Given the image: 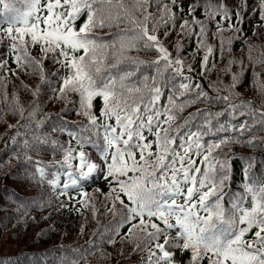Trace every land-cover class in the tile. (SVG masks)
I'll use <instances>...</instances> for the list:
<instances>
[{"label": "snow or ice", "instance_id": "6c2138e0", "mask_svg": "<svg viewBox=\"0 0 264 264\" xmlns=\"http://www.w3.org/2000/svg\"><path fill=\"white\" fill-rule=\"evenodd\" d=\"M250 19L264 27V0H0V112L25 121L7 125L16 131L0 168L15 160L19 171L6 178L40 188H5L0 201L25 227L53 203L96 225L82 245L54 244L34 264L110 259L104 246L118 242L137 255L133 264H264V136L255 135L264 132V45L245 35ZM113 24L124 27L111 39L94 31ZM172 33L183 35L170 48ZM234 41H243L241 58L231 56ZM217 55L229 82L205 87ZM249 68L259 105L236 91ZM11 77L33 97L27 110L6 90ZM42 96L64 107L41 115ZM231 145L259 148L261 158Z\"/></svg>", "mask_w": 264, "mask_h": 264}, {"label": "trees", "instance_id": "16d2710c", "mask_svg": "<svg viewBox=\"0 0 264 264\" xmlns=\"http://www.w3.org/2000/svg\"><path fill=\"white\" fill-rule=\"evenodd\" d=\"M194 2V0H182V3L186 7L187 4ZM251 3V0H249ZM199 16V13H197ZM255 27V34H253L252 27ZM124 25H116L113 24L111 27L105 26L102 28H96L94 31L97 35L101 37H106L107 39H111L112 37L108 35L109 33L116 32L118 28H123ZM245 35L248 40L258 44L264 45V27L258 26V19H250L249 22L244 24ZM182 33H172L169 36V47L171 48V43L176 40L181 39ZM209 43H213L212 37L209 35L208 38ZM243 41H234L233 47L231 51V56L236 58H241L244 53L241 50V45ZM185 48L190 51L191 47L195 46V38L193 37L191 40L184 41ZM133 55H138L143 59H150L154 55V53L139 51L133 52ZM186 54V53H182ZM198 60V58H197ZM225 61L220 60L219 56H216L215 67L208 73H206L207 80L202 79L201 82L207 87L208 80H216L219 76L223 82L226 84L229 82L230 77L222 73L220 70L224 66ZM247 63V61H245ZM259 67L257 66V70L259 71ZM233 71H236V66H233ZM262 79H264V73L261 74ZM21 79L25 84L33 85L36 83L35 77H23L21 75ZM6 90L11 95L13 90L17 91L20 102L23 104L25 109L27 110L30 105L29 101L33 99L30 93L25 92L21 87L20 80H17L15 77H11ZM241 96L247 99H252L255 101L257 105L260 103V97L257 90L251 84V68H249L245 72V76L242 80V83L239 84L236 88ZM41 106L43 111L41 115L44 113H55L59 112L61 108L64 107V103L61 100H57L55 102H48L47 96H42L40 98ZM6 105L0 99V109H4ZM203 107L201 104H196L189 106L185 109L183 115H187L189 111H193L195 108ZM27 112H25V115ZM0 164H4V161L8 160V155L3 151L5 143L8 141L9 137L16 131V128L7 127L8 124L17 125L25 123L23 119H20L18 116L12 115L10 112L3 111L0 112ZM70 119H78L74 113L69 115ZM49 129H45L48 131ZM23 131V129H21ZM255 135L264 136V132L256 131ZM233 151L236 152H244L251 153L256 155L257 160L261 157L259 155L260 149H250L242 145H231L230 146ZM17 162L12 160L10 163L5 164L2 168H0V194H2L5 188L16 189L17 191L22 192L25 195H37L40 192L39 186H31L24 188H16V184L18 183L17 177L13 175L12 177L5 176L6 172L16 173L19 171L16 167ZM235 167L238 169L239 161L236 162ZM236 180L239 182L240 173L237 170L236 172ZM102 183V181H101ZM235 187V185H233ZM14 205L10 204L7 201H0V218L8 217V219H0V259L5 257L11 258V264H34V261L39 259V253L41 250L45 248H50L55 245H70L72 247H76L77 245H82L92 234L91 230L96 227L95 223L91 221L90 217L85 214L81 215L80 213H76L69 209H62L60 211H55L58 206L53 203L50 209H45L42 213L37 215L36 222L29 221L27 226L25 227L22 222H19V218L13 213ZM49 212L51 215L47 220H41L40 216H48ZM32 213L30 212L29 215ZM87 218L86 230L83 236L79 235L81 224H85V220ZM109 216H100L98 219L101 224L105 222V220L110 219ZM54 224L55 227L53 231L48 232L43 238H37V232L45 229L46 226ZM105 250L111 253L110 259H103L99 253H92L87 256L88 264H133L134 261L137 260V255H129L131 251V247L129 245H125L123 249V254H121V245L119 242L116 244L115 248L111 246H104Z\"/></svg>", "mask_w": 264, "mask_h": 264}]
</instances>
